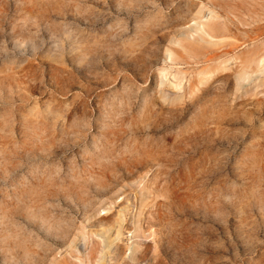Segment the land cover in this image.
Returning <instances> with one entry per match:
<instances>
[{"label": "rangeland", "instance_id": "1", "mask_svg": "<svg viewBox=\"0 0 264 264\" xmlns=\"http://www.w3.org/2000/svg\"><path fill=\"white\" fill-rule=\"evenodd\" d=\"M0 264H264V0H0Z\"/></svg>", "mask_w": 264, "mask_h": 264}]
</instances>
